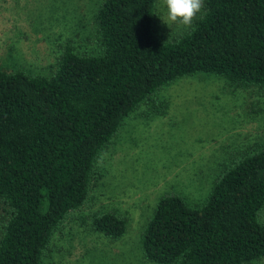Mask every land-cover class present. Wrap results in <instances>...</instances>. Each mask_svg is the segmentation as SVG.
I'll list each match as a JSON object with an SVG mask.
<instances>
[{"label": "trees", "instance_id": "16d2710c", "mask_svg": "<svg viewBox=\"0 0 264 264\" xmlns=\"http://www.w3.org/2000/svg\"><path fill=\"white\" fill-rule=\"evenodd\" d=\"M157 0H101L97 54L66 43L50 75L0 68V264H41L55 230L87 201L94 164L142 103L164 114L163 86L196 73L264 87V0H203L193 26L171 40L154 30ZM193 207L166 193L141 235L154 264H252L264 259V146L223 164ZM126 219L92 215L117 239Z\"/></svg>", "mask_w": 264, "mask_h": 264}, {"label": "rangeland", "instance_id": "374dc122", "mask_svg": "<svg viewBox=\"0 0 264 264\" xmlns=\"http://www.w3.org/2000/svg\"><path fill=\"white\" fill-rule=\"evenodd\" d=\"M100 2L0 0V68L50 75L66 43L79 53L97 54L94 16ZM155 12L160 39L188 29L167 21L162 0ZM156 99L166 102L164 114L149 115L150 106L142 103L100 152L86 203L55 230L41 264H154L143 257L141 235L158 199L177 193L196 207L223 164L248 147L264 146V87L235 86L214 74L196 73L163 86ZM105 211L126 219L120 238L92 228V215ZM5 217L0 202V229Z\"/></svg>", "mask_w": 264, "mask_h": 264}, {"label": "clouds", "instance_id": "9594fccd", "mask_svg": "<svg viewBox=\"0 0 264 264\" xmlns=\"http://www.w3.org/2000/svg\"><path fill=\"white\" fill-rule=\"evenodd\" d=\"M166 6L167 21L178 23L187 28L193 26V21L203 8V0H162Z\"/></svg>", "mask_w": 264, "mask_h": 264}]
</instances>
